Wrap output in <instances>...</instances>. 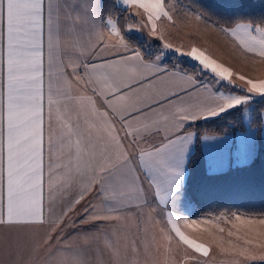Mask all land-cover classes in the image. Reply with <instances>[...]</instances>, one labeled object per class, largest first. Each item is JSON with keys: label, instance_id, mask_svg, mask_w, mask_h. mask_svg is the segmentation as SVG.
Listing matches in <instances>:
<instances>
[{"label": "snow or ice", "instance_id": "snow-or-ice-1", "mask_svg": "<svg viewBox=\"0 0 264 264\" xmlns=\"http://www.w3.org/2000/svg\"><path fill=\"white\" fill-rule=\"evenodd\" d=\"M122 2L147 14L153 34L154 20L161 16L171 20L165 0ZM46 6L49 198H53L54 193L76 188L78 195L72 199V204L87 201L77 217L78 226L85 234L91 232L85 230V226L95 225L93 229H96L100 224H119L121 213L132 208H139L141 212L144 209L158 211L166 215L167 223L183 245L207 257L209 248L185 235L174 221L175 214L167 209L173 181L178 175L169 160L179 155L190 139V134L184 130L189 119L217 115L240 105L246 97L220 96V103L204 104L195 111L180 108L166 118L163 130L167 134L162 142L158 146L142 147L145 136L141 132L161 131V121H149L148 113L155 114L164 103L197 89L207 92L209 87L198 86L193 76L179 69L162 68L158 64L159 57L146 60L138 50L130 49L112 18L103 28L98 27L92 19L97 0L76 3L47 0V4L45 0H0V230H3L0 231V264H36L41 251L50 248L48 239L32 240L26 234L27 230L44 223L43 19ZM81 23L88 26L87 43L83 42V29L76 31ZM104 30L119 38L110 47V42L103 39ZM222 31L238 41L241 48L264 57V23L237 22ZM93 34L104 45L102 50L100 44L92 40ZM163 46L173 49L168 43ZM174 50L198 62L200 68L217 81L231 83L232 71L204 51L195 46L187 52L180 48ZM103 51L112 55L103 56ZM130 62L135 69L131 74ZM238 78L245 80L242 75ZM246 82L249 93L264 95V80ZM172 88L179 90L165 95L164 90ZM137 90L151 95L141 98ZM199 112L207 115L199 116ZM169 119L171 123H167ZM138 122H142V128L134 129L133 125ZM149 195L154 197L155 206L148 202ZM94 202H98L99 207ZM235 221L238 224L234 222L233 228L264 226V218L245 219L236 214ZM257 235L262 238L259 247L264 248V232ZM89 247V244L84 246L83 254L70 247L63 249L68 255L62 264H93L87 253ZM150 250L151 245H148L145 253ZM220 250L229 251L222 247ZM102 251L109 256L108 264H177L168 259L172 254L170 245L149 258L147 254L141 255L137 244L122 259L121 250L109 239ZM239 255L257 258L255 253L249 255L248 250L240 251ZM259 259L264 260V255Z\"/></svg>", "mask_w": 264, "mask_h": 264}, {"label": "crops", "instance_id": "crops-1", "mask_svg": "<svg viewBox=\"0 0 264 264\" xmlns=\"http://www.w3.org/2000/svg\"><path fill=\"white\" fill-rule=\"evenodd\" d=\"M73 3L78 2V0H72ZM45 3L47 4V0H45ZM98 7L94 13V16L92 17L94 23L98 26L103 28L105 26L106 21L108 18H104L101 14L100 11V4L101 0H97ZM166 3V1H165ZM177 4L176 1L173 2V5ZM116 5L123 10H127L128 8L124 6V3L122 0H116ZM167 6H170V4H165ZM67 12V9L65 10ZM187 11V10H186ZM175 13V12H173ZM188 13V11H187ZM197 14H175L171 16L170 21H165L166 26L164 27L165 29V36L168 39H172V43H168L164 41L163 37L157 33V27L155 29V33L153 34L152 29L149 27H146V29H140L139 31H135L134 26L130 25L129 23L126 24L125 27V33L127 35H134L137 36L139 39L146 41L149 45V49H152L151 52L153 51V55L149 58L146 59L145 55L139 51L146 60H152L155 59L156 57H159L160 51H165L166 55L170 56V59H173V57H177L179 59H182L186 61L190 65L197 66L198 70L202 72L201 76L196 77L193 75L195 81L197 82L198 86H208L209 90L205 92L203 89H197L195 91H192L186 95H182L178 98L173 99L170 103H164L161 108H157L155 114L153 113H148V119L149 121H154V120H159L161 121V131L159 133H156L155 130L152 131L151 134H146L141 132L142 135L145 136L144 143L141 145L142 147L150 148L152 145H159L163 137L167 134L164 130V124L166 122V118L170 117L171 114H174L178 111L180 108H186L190 110H197L200 107H202L204 104H213V103H220V96H225V97H238L239 95H242L243 92L240 91L241 88L238 87L239 85H236L235 81L240 80L238 77L239 76H244L245 80H240L243 83L247 80L251 79H256L257 82L264 80V67H262L259 64L260 57L258 54L253 53V52H248L245 49L241 48L239 46L238 41H236L231 35L225 34L222 29L218 27L217 25L206 21L202 17L200 19H197ZM162 19H168L167 17H163ZM135 21V20H134ZM133 21V22H134ZM136 25V24H135ZM83 29L82 35H83V42L87 43L89 40V34H88V26L81 23L76 31H80V29ZM134 30V31H133ZM139 32V33H138ZM122 35V34H121ZM178 35L180 37L177 38ZM43 55H44V66H43V72H44V88H45V104H44V124H45V156H44V166H45V171H44V223L42 225H37L30 230H41L43 229V226H50L55 222V224H58L60 221H63L66 219L68 216H71L74 214L75 209L80 206V205H74L72 204V199L76 198L78 193L77 189L73 188L69 190L68 192H57L54 193L53 198H49L48 195V156H47V123H48V118H47V111H48V106H47V84H48V12H47V6L45 7L44 11V19H43ZM198 36L199 39H198ZM201 37H205L209 40H212L214 42H217L220 46H213L209 49H204V52H207L211 58L215 59L218 63H221L222 65L228 67L233 75L230 78L231 83L227 81H217L215 77L212 76L211 73L205 72L203 69L200 68L198 65V62L192 60L191 58L181 55L177 53L174 48H183V45H189V41L191 42L190 50L193 46H195L194 41H199L201 42ZM218 37V38H216ZM222 38L220 40V38ZM190 38V39H187ZM103 39L105 42H110L109 47L111 43L117 42L119 39L118 37H112L109 35L107 30H104V35ZM92 40L95 41V43L100 44L99 39L93 34ZM168 43L171 44L173 49H166L164 48L163 44ZM153 45H159V47H154ZM196 47V46H195ZM104 48L103 44H100V49L102 50ZM129 48L132 50H137L129 45ZM123 51V49H120ZM189 50V51H190ZM258 51V50H257ZM103 56L110 57L112 55L111 52L108 51H103L101 53ZM158 54V55H157ZM165 58H159L158 64L162 68H167L169 70H176L179 69L182 72H185L181 69L179 63L177 61L171 63L172 65L168 64V61ZM191 62V63H190ZM128 71L131 74L132 72L135 71V69L132 67L131 62L128 65ZM186 73V72H185ZM183 87H188L187 84H182ZM164 90V89H162ZM179 89H167L165 91V95H170L171 92L173 91H178ZM138 94L141 98H146L147 96L151 95L150 92H139ZM157 99H160V97H157ZM240 105H237L235 107H232L230 109H227L223 112H220L217 115L214 116H209L206 118H198L196 120H191L187 121L184 124V130L185 132L190 134V139L187 141L186 146L184 150L179 154V155H174L170 160H169V165L172 169H174L175 172H178V175L176 176L175 180L173 181L172 185V192L177 191V190H183L184 191V184L186 181L187 177V160L189 155L192 153L194 144H195V133L188 129L191 125L203 122V121H208L212 120L214 118H217L218 116L229 112L231 110H234L236 108H240ZM199 116L207 115L205 112H199ZM167 123H171V120H167ZM251 127V126H250ZM133 128H142V122H138L133 125ZM252 128V127H251ZM244 131H239L235 133H230V134H225V135H203L201 137V148L204 153L205 161H206V166L207 170H209V160L211 164H213L215 167H221V168H226L223 169L222 171L219 172H224L230 168H232L234 157L231 155L232 154V147L234 146V142H237V139L240 138L243 141H247L248 145L246 147L245 152L242 151L241 158L246 162L247 158H249L250 153L249 150H252L254 152V147H255V142H256V137L254 140L252 132H249V136H238L240 133H245ZM263 134V133H262ZM121 136H123V132L120 133ZM241 135H246V134H241ZM250 147V149H249ZM209 158V160H208ZM238 159V156L236 157ZM252 160V159H251ZM246 164V163H245ZM243 165V164H241ZM240 166V165H235ZM209 172V171H208ZM219 172H210V173H219ZM147 178V177H146ZM145 186L146 180H145ZM137 188H139V181L137 182ZM185 193V192H184ZM149 198L151 200H155L154 197L149 195ZM54 199V203L52 200ZM188 199V197H187ZM189 202V200H188ZM87 201H82V207L84 204H86ZM97 204L99 207L98 202H94ZM133 203H137L135 200H133ZM142 203V200L140 201ZM190 203V202H189ZM191 205V204H190ZM192 206V205H191ZM193 208V207H192ZM136 208H132L131 210H134ZM168 210L171 211L174 214H177L179 217H174L175 222L181 221V222H187L189 220L192 221L193 216L191 214L186 213V215L182 211L177 212L176 208L174 206H169ZM194 211V209H193ZM66 213V215H65ZM193 213V212H192ZM195 215V211L193 213ZM196 218H204V219H209L207 217H196ZM180 222V223H181ZM3 231V230H0Z\"/></svg>", "mask_w": 264, "mask_h": 264}, {"label": "rangeland", "instance_id": "rangeland-1", "mask_svg": "<svg viewBox=\"0 0 264 264\" xmlns=\"http://www.w3.org/2000/svg\"><path fill=\"white\" fill-rule=\"evenodd\" d=\"M165 4H170V6L165 5V8L169 11V15L173 16L175 14H190L193 13L186 6L178 2L177 0H165ZM176 1L177 4L173 5V2ZM128 8L129 15L134 18V22L129 24L134 26L135 31L140 29H146L149 27L152 29L151 24L147 21V14L143 12L142 9H138L132 6H126ZM188 13H187V11ZM175 12V13H173ZM195 14V13H193ZM161 16L159 19L154 20L157 27V33L161 35L164 41L172 43V39H168L165 36L166 26L165 21H170L169 19H162ZM136 24V25H135ZM134 31V30H133ZM139 33V32H138ZM177 38L180 39L178 35ZM200 36H198L199 39ZM218 38V37H216ZM220 38V37H219ZM190 39V38H187ZM222 38H220L221 40ZM195 46L204 51V49H209L213 46H220L217 42L209 40L207 38L201 37V42L194 41ZM191 42L189 45H183L181 51L187 52L190 50ZM152 49L146 48L147 53L149 54ZM209 57H211L207 52H205ZM158 55V54H157ZM159 58L170 59L169 55H166L165 51H160ZM174 59L168 61V64L173 63ZM191 63V62H190ZM259 64L264 67V58H260ZM254 82H257L256 79H251ZM236 85L241 88L240 91L243 92L242 95L246 97V100L240 104L239 107L243 108V121L246 126L245 133H240L238 136H249V132H252L254 140L256 137L255 129L250 127L249 120L251 117L252 103L264 98V95L249 93L247 91L249 85L245 81L243 83L240 80L235 81ZM262 133H264V112L262 113ZM246 134V135H241ZM248 145L247 141H243L240 138L237 139V142H234L232 147V156L234 161L232 167L235 165L245 164L251 161L253 157V151L249 150L247 153H250L249 158L242 160L241 154L242 151L245 152ZM250 149V147H249ZM238 156V159L236 158ZM209 160V158H208ZM209 172H219L226 168L215 167L211 164L209 160ZM143 202V201H142ZM148 202L155 206L156 201L149 198ZM174 206L176 211H182L191 214L193 216L192 221L187 222L177 221L175 222L177 227L180 228L185 235L190 239L198 243H203L209 248V255L207 257L203 256L200 253L195 252L193 249L188 248L187 245H183L178 237H176L175 232L171 230V225L167 223V217L164 214L157 212H151L148 209H144L142 212L139 208L134 210H129L121 213V220L119 224H100L96 229H93L95 225L85 226V230H91V232L85 234L79 228V222L77 217L82 212V204L78 206L74 214L68 216L63 221H60L55 226H43L41 230H27L26 234L32 240H44L48 239L50 243V248L48 251H41V255L36 260V264H62V262L67 258V253L63 251L65 248H72L74 252H80L83 254L84 246L86 244L91 245L87 248L88 257L93 264H108L109 256L106 252H103V247L106 241L110 239L111 243L118 249L121 250V258L127 256L129 249H134L137 244L140 248L141 255L147 254L149 258L157 256L160 252L167 250L169 245L171 246L172 254L168 256L169 260L177 262V264H249L250 262H264L260 260L259 256L264 255V248L259 247V244L262 242V238L257 235L258 232H264V226L255 224L252 226H241L239 228H233V223L235 221V215L231 217H222L220 220H215L212 218H196L193 215L194 211L190 203L188 202L187 196L182 190L171 191L169 197L167 209L169 206ZM141 212L138 216L137 213ZM193 212V213H192ZM175 217L177 214H175ZM242 218H251L241 216ZM264 218V217H263ZM258 220L261 218H252ZM76 221V223H74ZM175 221V220H174ZM196 221V223H193ZM181 222V223H180ZM139 228V231H137ZM93 229V230H92ZM223 229V231H220ZM229 232H232L233 235L229 236ZM87 236V239H86ZM169 237L170 239H166ZM251 241V243H246L245 241ZM148 245H151V250L145 253V249ZM225 248L229 249L227 252H222L220 249ZM234 249V251H233ZM248 250L249 255L255 253L256 259H247L246 257L240 256V251ZM51 252V255H49ZM187 253V255H185Z\"/></svg>", "mask_w": 264, "mask_h": 264}, {"label": "trees", "instance_id": "trees-1", "mask_svg": "<svg viewBox=\"0 0 264 264\" xmlns=\"http://www.w3.org/2000/svg\"><path fill=\"white\" fill-rule=\"evenodd\" d=\"M193 13L220 28L231 27L237 22L264 23V0H177ZM100 11L104 18H112L121 29L128 45L141 51L146 59L153 55L146 48V41L134 35H127L125 27L133 22L127 10L120 9L116 0H101ZM159 47V45H153ZM186 73L199 77L197 66L173 57ZM175 62V61H174ZM172 65V64H170ZM264 98L252 103L249 124L255 129L256 142L252 160L232 167L224 172L210 173L207 170L201 148L203 135H225L244 131L243 108H236L212 120L191 125L195 133V144L187 160V177L184 192L198 217L220 220L236 214L251 218L264 217V133L262 134V113ZM249 264H264L253 261Z\"/></svg>", "mask_w": 264, "mask_h": 264}]
</instances>
